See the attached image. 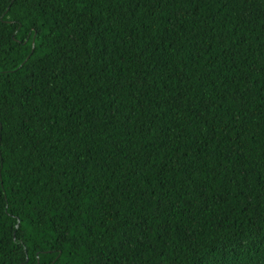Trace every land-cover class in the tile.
Wrapping results in <instances>:
<instances>
[{
  "label": "trees",
  "instance_id": "1",
  "mask_svg": "<svg viewBox=\"0 0 264 264\" xmlns=\"http://www.w3.org/2000/svg\"><path fill=\"white\" fill-rule=\"evenodd\" d=\"M0 264H264V0H0Z\"/></svg>",
  "mask_w": 264,
  "mask_h": 264
}]
</instances>
